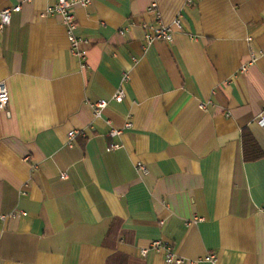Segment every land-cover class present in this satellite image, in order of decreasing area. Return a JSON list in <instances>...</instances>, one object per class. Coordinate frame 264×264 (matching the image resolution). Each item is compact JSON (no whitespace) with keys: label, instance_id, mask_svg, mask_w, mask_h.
<instances>
[{"label":"crops","instance_id":"obj_1","mask_svg":"<svg viewBox=\"0 0 264 264\" xmlns=\"http://www.w3.org/2000/svg\"><path fill=\"white\" fill-rule=\"evenodd\" d=\"M58 1L0 0L22 5L0 30V264H169L155 240L184 264H264V156L243 148L246 129L264 153V0L77 5L85 69L62 17L44 14ZM178 16L173 42L147 44L143 23ZM108 119L131 127L112 137ZM13 210L27 214L1 218Z\"/></svg>","mask_w":264,"mask_h":264},{"label":"built area","instance_id":"obj_2","mask_svg":"<svg viewBox=\"0 0 264 264\" xmlns=\"http://www.w3.org/2000/svg\"><path fill=\"white\" fill-rule=\"evenodd\" d=\"M92 0H59L57 4L49 6L44 14L46 15H60L63 19V23L66 27L68 40L70 43V50L71 52L78 57L80 60V65L82 69H85L88 65V44L89 41L84 38L83 36L77 33L78 29V22L76 17L75 8L77 5L87 6L91 3ZM192 2L193 0H188ZM22 8L21 4H17L11 7H7L4 9H0V30H4L11 22L12 14L14 12L20 11ZM158 4L156 2L152 3L149 9H157ZM158 16H160V12H157ZM144 28V36L145 40L148 45L156 42V41H165V42H173L176 30L182 29V19L180 16L176 17L172 23L165 24V23H158V24H151L148 22L143 23ZM122 30L121 32H124ZM259 53L253 52L251 55V60L249 63L254 62ZM248 68L247 64H245L241 70L246 71ZM130 78L129 72L127 70L123 71L121 84L114 92L112 98L116 102H122L124 98L127 96V88L126 84L128 83ZM10 101V92L8 89V84L5 80L0 81V110H7L8 104ZM109 100L107 99H100L97 100L94 105L95 115L97 117H101L105 108L108 106ZM201 107L204 108L205 105L201 104ZM107 123L111 126L109 131V135L112 137H119L123 134L125 128L131 127V122L127 121L123 127H116L113 125L110 119L107 120ZM259 123L264 125V115H262L259 119ZM83 130L75 129L71 130L68 133V145L72 146L74 144V139L77 135L83 134ZM121 147V143H111L108 145L107 150L111 151L114 149H118ZM137 168L140 172L146 173L147 168L142 162L137 163ZM62 178L67 177V173L63 172L61 174ZM26 189L21 190V194H25ZM18 214L26 215L27 212L23 210H13L9 214L1 215L2 219H7L9 217H15ZM203 217H194L192 220L188 222V224L197 223L203 220ZM152 248L157 251H164L165 252V259L166 262L169 264H184L186 259L180 256L173 247L163 241V240H155L152 242ZM149 251L148 248H143V254H147ZM198 261H208L212 264H218V255L216 253H210L200 258L197 261H190L192 264H196Z\"/></svg>","mask_w":264,"mask_h":264},{"label":"trees","instance_id":"obj_3","mask_svg":"<svg viewBox=\"0 0 264 264\" xmlns=\"http://www.w3.org/2000/svg\"><path fill=\"white\" fill-rule=\"evenodd\" d=\"M243 148L246 160L259 159L264 156L263 150L246 129L243 131Z\"/></svg>","mask_w":264,"mask_h":264}]
</instances>
